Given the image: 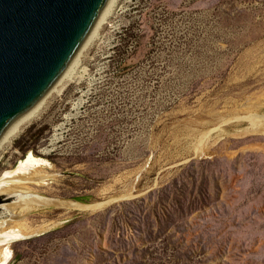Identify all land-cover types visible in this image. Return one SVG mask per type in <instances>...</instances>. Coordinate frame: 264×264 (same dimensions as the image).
I'll return each instance as SVG.
<instances>
[{"label":"rangeland","instance_id":"374dc122","mask_svg":"<svg viewBox=\"0 0 264 264\" xmlns=\"http://www.w3.org/2000/svg\"><path fill=\"white\" fill-rule=\"evenodd\" d=\"M42 110L7 264H264V0H116Z\"/></svg>","mask_w":264,"mask_h":264},{"label":"water","instance_id":"95a60500","mask_svg":"<svg viewBox=\"0 0 264 264\" xmlns=\"http://www.w3.org/2000/svg\"><path fill=\"white\" fill-rule=\"evenodd\" d=\"M114 1L0 0V146L54 98Z\"/></svg>","mask_w":264,"mask_h":264},{"label":"bare ground","instance_id":"6f19581e","mask_svg":"<svg viewBox=\"0 0 264 264\" xmlns=\"http://www.w3.org/2000/svg\"><path fill=\"white\" fill-rule=\"evenodd\" d=\"M115 1H114V3H115ZM111 9H112V7H111ZM111 9H110V11H111ZM110 11H109V13H110ZM109 13H108V15H109ZM91 40L92 39H90V41L88 42L86 48L90 44ZM68 77L69 76H64L60 85H62L67 80ZM43 107H44V105L39 110V112L34 117V119L37 118L42 113ZM34 119H27V121L25 122L21 131L27 125H29ZM17 135H15L14 137H16ZM14 137H12L10 140H8L4 144H2L0 146V150L3 149L4 146H6V144H8ZM42 164H48V161L45 159H42V158H37L32 153H28V155L24 159L19 161V165L16 168V170H14L12 173L6 174L5 176L7 178H14V177L20 176L21 174H32L33 175L32 177H34V176L38 175V168ZM22 188L23 187H21L20 185H17L16 183H12V184L9 182H1L0 183V197H11L14 199V201L11 203H7V204L4 202L0 203V210H3L5 208L7 209L6 211H4L1 214V217H4V215H12V213H13L12 211L15 209V207L21 208V211L32 207V206H28V205L34 204V202L36 200L31 201V198L27 195L26 196L24 195L25 198L19 204H16V205L12 204V203L18 201L20 198H22L23 195H9L7 193L8 192L13 193V191H19V190H25L26 189V188L25 189H22ZM43 202H44V200H43ZM46 202L48 203L49 201L46 200ZM61 205L65 206V203H61ZM67 206L76 207V206H80V204H78L77 202H73ZM3 224L4 223L0 224V264H7L10 260V257H11V250L9 249V247L5 248V246L10 244L13 240H19L20 238H24V229L22 227V224L16 223V222L7 223V225L5 224L4 226H3Z\"/></svg>","mask_w":264,"mask_h":264}]
</instances>
